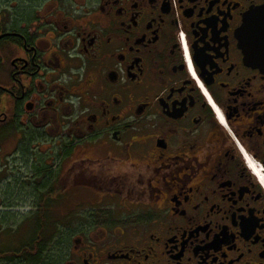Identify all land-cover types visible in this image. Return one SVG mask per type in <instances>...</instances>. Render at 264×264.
Segmentation results:
<instances>
[{
    "label": "flooded vegetation",
    "instance_id": "af4514ba",
    "mask_svg": "<svg viewBox=\"0 0 264 264\" xmlns=\"http://www.w3.org/2000/svg\"><path fill=\"white\" fill-rule=\"evenodd\" d=\"M262 5L0 0V171L32 161L49 211L84 199L0 263L264 264V64L239 37Z\"/></svg>",
    "mask_w": 264,
    "mask_h": 264
},
{
    "label": "rangeland",
    "instance_id": "374dc122",
    "mask_svg": "<svg viewBox=\"0 0 264 264\" xmlns=\"http://www.w3.org/2000/svg\"><path fill=\"white\" fill-rule=\"evenodd\" d=\"M46 148L37 149L41 151V154H46ZM5 150V149H4ZM11 162H9L8 167L4 171H0V215H2L8 224V236L0 234V246H10L17 245L19 241L27 238L29 236L33 222L30 223L27 220L28 216L31 215L32 208H34L35 201L39 197L38 188H41V184L45 181V178H40V173H35L39 171V168L34 166L32 161L25 160L21 162L20 157H9ZM61 159V154H57L55 161L58 164ZM8 161V160H7ZM68 163L67 159L62 161V166H66ZM64 168V167H63ZM7 169V170H6ZM2 177V179H1ZM47 180V179H46ZM61 184L65 182V178L62 176L60 178ZM75 195L72 200L68 198L58 199L59 204L57 208L52 209L50 219L55 222L56 226H52L50 232L55 230L56 233L50 241V244H56L57 242V232L63 231L66 227H63V223L66 221L65 207L78 203L81 205L84 201L82 196ZM82 207V206H80ZM7 208L8 210H1ZM82 212V211H80ZM75 222V221H74ZM68 223H73L71 220ZM13 230V232H10ZM2 231H0L1 233ZM4 232V231H3ZM5 264V262L0 263ZM9 264H17L11 262Z\"/></svg>",
    "mask_w": 264,
    "mask_h": 264
},
{
    "label": "snow or ice",
    "instance_id": "6c2138e0",
    "mask_svg": "<svg viewBox=\"0 0 264 264\" xmlns=\"http://www.w3.org/2000/svg\"><path fill=\"white\" fill-rule=\"evenodd\" d=\"M181 36L183 37V33ZM239 37L241 46L251 61H264V11L260 12L259 17L255 9L247 14V19L239 30ZM185 54H188L187 46ZM216 111L223 122L224 116L220 109L217 108Z\"/></svg>",
    "mask_w": 264,
    "mask_h": 264
},
{
    "label": "trees",
    "instance_id": "16d2710c",
    "mask_svg": "<svg viewBox=\"0 0 264 264\" xmlns=\"http://www.w3.org/2000/svg\"><path fill=\"white\" fill-rule=\"evenodd\" d=\"M45 187L46 186H44V188ZM45 193H46L45 191L41 190L40 196H39L40 203L37 200L39 203L38 206H39L40 210H42V211H34L27 218L29 223L32 220H35L33 222L34 225H32L30 233L36 237H39V236L42 237L48 231V227H50L52 224L56 223L55 221L50 219L52 211H49L48 208H44L46 206L48 207L49 203L54 201V198H53L54 196L53 195L49 196ZM52 222H55V223H52ZM10 231H12V230H10ZM22 250H23V245L20 243H18L17 245L5 246L3 248H0V258L1 257H7L8 259H12L14 256L21 254Z\"/></svg>",
    "mask_w": 264,
    "mask_h": 264
},
{
    "label": "water",
    "instance_id": "95a60500",
    "mask_svg": "<svg viewBox=\"0 0 264 264\" xmlns=\"http://www.w3.org/2000/svg\"><path fill=\"white\" fill-rule=\"evenodd\" d=\"M255 10L258 11V17H259L260 12L264 11V5H262L261 7L255 9ZM246 19H247V18H246ZM260 63L264 64V61H260Z\"/></svg>",
    "mask_w": 264,
    "mask_h": 264
}]
</instances>
